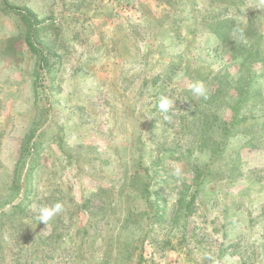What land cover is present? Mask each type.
<instances>
[{"label": "rangeland", "instance_id": "374dc122", "mask_svg": "<svg viewBox=\"0 0 264 264\" xmlns=\"http://www.w3.org/2000/svg\"><path fill=\"white\" fill-rule=\"evenodd\" d=\"M0 264H264V0H0Z\"/></svg>", "mask_w": 264, "mask_h": 264}, {"label": "clouds", "instance_id": "9594fccd", "mask_svg": "<svg viewBox=\"0 0 264 264\" xmlns=\"http://www.w3.org/2000/svg\"><path fill=\"white\" fill-rule=\"evenodd\" d=\"M191 91L194 95L203 97L204 99H207V89L205 84L202 81H197L191 85ZM171 102L169 99L161 98L159 101V109L163 113H167L169 110ZM173 174L177 176L178 178H183V169L179 164L173 163ZM64 210V204L61 202L55 203L53 206H43L39 208L38 210V219L39 222H43L45 225H47V222L51 220L56 214L62 212Z\"/></svg>", "mask_w": 264, "mask_h": 264}, {"label": "trees", "instance_id": "16d2710c", "mask_svg": "<svg viewBox=\"0 0 264 264\" xmlns=\"http://www.w3.org/2000/svg\"><path fill=\"white\" fill-rule=\"evenodd\" d=\"M33 48L36 49V47ZM28 141H30V138L28 139ZM22 151H23V157L21 158V160L26 164L28 162L29 157L31 156L32 159L30 160V164H31L30 167L33 166L36 160V147L31 146L28 142H24ZM30 171L32 172V169H30ZM15 184L17 189L18 188L21 189L22 186L20 184V181L15 182ZM17 207H21V204L19 203Z\"/></svg>", "mask_w": 264, "mask_h": 264}]
</instances>
